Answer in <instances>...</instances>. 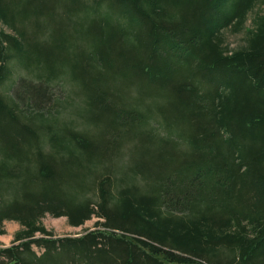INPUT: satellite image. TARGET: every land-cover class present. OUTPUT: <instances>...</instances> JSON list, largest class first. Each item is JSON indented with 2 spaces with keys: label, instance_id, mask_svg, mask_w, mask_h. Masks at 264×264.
<instances>
[{
  "label": "trees",
  "instance_id": "16d2710c",
  "mask_svg": "<svg viewBox=\"0 0 264 264\" xmlns=\"http://www.w3.org/2000/svg\"><path fill=\"white\" fill-rule=\"evenodd\" d=\"M258 2L0 0V264H264V12L222 38Z\"/></svg>",
  "mask_w": 264,
  "mask_h": 264
},
{
  "label": "rangeland",
  "instance_id": "374dc122",
  "mask_svg": "<svg viewBox=\"0 0 264 264\" xmlns=\"http://www.w3.org/2000/svg\"><path fill=\"white\" fill-rule=\"evenodd\" d=\"M260 12H264V3H256L252 10L248 13L247 20L243 27L235 29L233 26L228 27L222 30V38L224 44L229 47V50H236L241 48L246 44L247 41V29H251L254 26V18ZM82 37L78 36L79 40ZM88 37V35H87ZM77 38V39H78ZM64 57H61L62 59ZM59 59V60H60ZM73 61V59L71 60ZM69 65V64H68ZM67 67L69 78L71 77V69ZM66 90L56 92L54 95V100L59 99L60 103H63L65 107H61V104H57L58 110L52 114H48L49 121H54L58 117L64 118V120L71 122L73 121L75 126L80 128V123L88 121L90 117V108L92 100L88 95V92L84 89L83 83L81 80L72 81V86L69 85L66 87ZM33 113L37 112V109H29ZM103 121L108 120V114H104L102 117ZM131 143H127L126 146H130ZM127 148H124L121 151L122 157L127 158ZM97 217H93L85 222L84 225L75 227L69 224L66 216L55 217L50 214H47L42 218L43 224L51 230L56 236H65V235H80L86 229H93L96 227ZM4 229L6 230L5 234H0V241L4 245H10L14 241L15 233L21 229L19 222L14 220H6L4 222ZM175 264V263H170Z\"/></svg>",
  "mask_w": 264,
  "mask_h": 264
}]
</instances>
